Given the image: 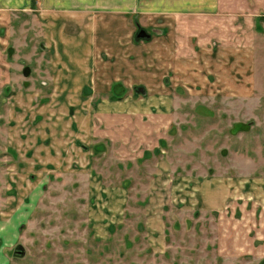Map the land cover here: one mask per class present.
<instances>
[{
  "label": "rangeland",
  "instance_id": "obj_1",
  "mask_svg": "<svg viewBox=\"0 0 264 264\" xmlns=\"http://www.w3.org/2000/svg\"><path fill=\"white\" fill-rule=\"evenodd\" d=\"M7 1L0 264H264V0H188L170 41L148 26L167 20L156 3L129 16L125 43L101 62L108 90L80 106L75 93L83 125L69 132L58 127L71 107H43L58 99L44 88L57 61L37 24L49 2ZM104 100L136 102L99 114L94 138ZM76 137L88 168L67 162Z\"/></svg>",
  "mask_w": 264,
  "mask_h": 264
},
{
  "label": "crops",
  "instance_id": "obj_2",
  "mask_svg": "<svg viewBox=\"0 0 264 264\" xmlns=\"http://www.w3.org/2000/svg\"><path fill=\"white\" fill-rule=\"evenodd\" d=\"M17 1L8 0L7 2L12 6L14 4L17 5ZM46 1L41 0L40 6L45 4ZM28 2L29 0H26L24 5H27ZM48 2L47 9L42 11L49 14L43 21H38L37 24L42 27L43 38L46 40V47H43L44 50L51 49L52 56L50 55L49 59L52 62L57 61V64H55L56 70L49 71L48 79L44 81L46 84L44 88L48 87L49 90L51 89L55 93L51 96H56L58 99H46L47 102L43 107L51 105L54 108L61 109V111L66 108V116L70 115L69 107H71L73 113L71 122L68 124V120H66L62 122L65 125L60 124L58 127V129L64 128L65 132L76 130L80 125H83V122L74 115L77 113L76 106L73 104L77 102L75 93L78 92L80 100L85 101H79L78 106H80L83 103L85 105L89 104L88 102L92 98L89 96L90 92L93 96L95 93L108 90L110 84L107 79L110 75L102 65L109 57L110 43L113 41H118V44L124 42V29L127 24L126 19L129 16L152 13V11H155L152 7L156 3V6L161 7L158 11L164 12V18L168 21L165 20L164 23H157L158 25L150 24L148 26L159 29L160 32L164 31L160 36L158 35V39L170 41L172 35L166 29H171L176 18L187 14L190 10L188 8V0H48ZM57 3L58 6L56 5ZM119 35H122V37H119ZM103 61L104 63H101ZM64 102H67V107H60ZM135 102H128L126 104L128 109L133 110ZM123 104L122 101L114 100H104L98 103L95 106L97 108L95 121L91 117L92 124L88 128L91 136L96 138L101 134V129H98L96 124L99 114L108 113V110L123 109L126 106ZM109 120L110 118H107L108 123ZM48 136L51 144L47 148H49L50 152L51 150L53 152L56 147V138L51 131ZM43 139L45 140V137ZM102 139L103 137L101 136L99 141ZM76 140L81 139L76 137L74 141H68L77 148L78 153L75 147L72 148L75 155L69 153L70 156L67 162L71 166L72 163H76L88 168L90 159L87 152L77 147ZM81 147L84 148V145ZM59 153L60 156L64 155L62 150ZM50 157H53V155L50 154ZM46 159L47 162H51L50 158L47 157ZM54 167L59 170L56 166ZM212 182H214L213 179L207 180L209 185ZM94 185L101 192L98 194L99 196L107 194V192L102 193L104 189L99 183ZM207 190L202 189L205 193H208ZM206 204H209V201Z\"/></svg>",
  "mask_w": 264,
  "mask_h": 264
},
{
  "label": "water",
  "instance_id": "obj_3",
  "mask_svg": "<svg viewBox=\"0 0 264 264\" xmlns=\"http://www.w3.org/2000/svg\"><path fill=\"white\" fill-rule=\"evenodd\" d=\"M148 37V35L144 32V31H140L138 34H137V38H140V39H144Z\"/></svg>",
  "mask_w": 264,
  "mask_h": 264
}]
</instances>
